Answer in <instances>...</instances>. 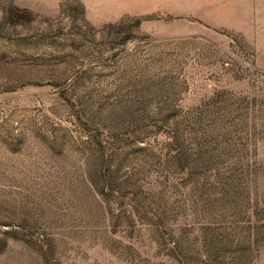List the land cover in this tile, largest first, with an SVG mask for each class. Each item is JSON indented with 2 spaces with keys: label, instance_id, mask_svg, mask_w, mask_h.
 <instances>
[{
  "label": "rangeland",
  "instance_id": "obj_1",
  "mask_svg": "<svg viewBox=\"0 0 264 264\" xmlns=\"http://www.w3.org/2000/svg\"><path fill=\"white\" fill-rule=\"evenodd\" d=\"M0 264H264V0H0Z\"/></svg>",
  "mask_w": 264,
  "mask_h": 264
}]
</instances>
